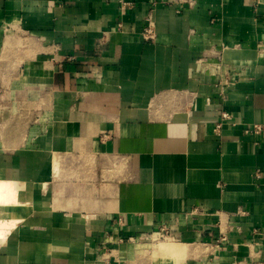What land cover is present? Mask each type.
<instances>
[{
  "label": "crops",
  "instance_id": "obj_1",
  "mask_svg": "<svg viewBox=\"0 0 264 264\" xmlns=\"http://www.w3.org/2000/svg\"><path fill=\"white\" fill-rule=\"evenodd\" d=\"M163 232V264H264V0H0V264Z\"/></svg>",
  "mask_w": 264,
  "mask_h": 264
},
{
  "label": "rangeland",
  "instance_id": "obj_2",
  "mask_svg": "<svg viewBox=\"0 0 264 264\" xmlns=\"http://www.w3.org/2000/svg\"><path fill=\"white\" fill-rule=\"evenodd\" d=\"M172 242L170 239L165 237L164 239L154 236L153 238H148L147 240L140 241V242H134L132 243V247L139 255L141 259H147L146 261H151L152 264H163L162 261H164L165 258H173L175 255L171 254H152L150 250H152L153 245H157L159 243H168ZM151 247V248H149Z\"/></svg>",
  "mask_w": 264,
  "mask_h": 264
},
{
  "label": "bare ground",
  "instance_id": "obj_3",
  "mask_svg": "<svg viewBox=\"0 0 264 264\" xmlns=\"http://www.w3.org/2000/svg\"><path fill=\"white\" fill-rule=\"evenodd\" d=\"M5 187H6V185H5ZM180 246H181L180 244H176L174 242H168V243H164V244L159 243L157 245H153L152 250H150V251L152 254H171V255H174V254H176V250L180 249ZM149 248H151V247H149Z\"/></svg>",
  "mask_w": 264,
  "mask_h": 264
},
{
  "label": "built area",
  "instance_id": "obj_4",
  "mask_svg": "<svg viewBox=\"0 0 264 264\" xmlns=\"http://www.w3.org/2000/svg\"><path fill=\"white\" fill-rule=\"evenodd\" d=\"M219 60H220V58H219ZM221 118L223 120H228L229 119L228 115H226V114H222ZM220 126H221V123L216 124V126L214 128V132L215 133L219 132ZM261 129H262V127L260 125H256V124L255 125H251V126L246 127V129L244 130V134L245 135H250V136H257V135L260 134ZM255 177L259 178V175L256 174ZM158 237L164 239L166 237V235L163 232L161 235H158Z\"/></svg>",
  "mask_w": 264,
  "mask_h": 264
}]
</instances>
